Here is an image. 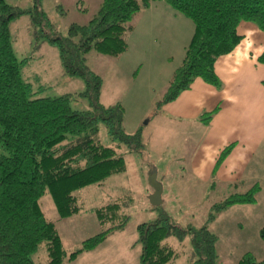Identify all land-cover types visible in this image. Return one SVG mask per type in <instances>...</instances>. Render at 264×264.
Returning <instances> with one entry per match:
<instances>
[{"label": "trees", "instance_id": "16d2710c", "mask_svg": "<svg viewBox=\"0 0 264 264\" xmlns=\"http://www.w3.org/2000/svg\"><path fill=\"white\" fill-rule=\"evenodd\" d=\"M158 0H102L97 13L85 24L71 23L66 35L45 30L50 26L40 0L23 9L0 0V264H34L32 254L41 243L48 253L46 264L75 260L81 253L102 243L115 230L124 228L128 214L111 202L95 210L106 227L84 239L75 250L66 252L53 221L44 214L40 199L51 195L59 218L79 211L74 192L90 184L125 171L121 145L140 152L141 130L126 132L123 106L99 101L102 78L85 62L91 50L119 56L127 50V34L132 31L133 16ZM188 18L193 32L180 65L173 72L157 107L175 100L188 90L195 79L219 89L215 62L232 52L242 39V22L253 24L263 34V50L258 62L264 63V0H161ZM29 13L36 34L58 49L63 71L84 81L91 110L72 107L75 94L30 98L28 85L21 75V64L13 52L9 24ZM41 27V28H38ZM264 86V80L262 81ZM220 108L204 112L200 119L208 123ZM104 124L115 143L104 145L96 137ZM234 147L225 146L215 163L221 165ZM259 185L246 192H234L211 205L208 222L236 204L256 201ZM156 219L137 225L136 243L140 245L139 264H169L178 253L166 240L182 241L189 235L191 264H219L217 237L206 225L182 227L159 205ZM264 238V227L260 230ZM233 264H264L253 253L245 252Z\"/></svg>", "mask_w": 264, "mask_h": 264}, {"label": "rangeland", "instance_id": "374dc122", "mask_svg": "<svg viewBox=\"0 0 264 264\" xmlns=\"http://www.w3.org/2000/svg\"><path fill=\"white\" fill-rule=\"evenodd\" d=\"M5 1L23 9L30 8L34 2ZM101 1L40 0L41 9L50 24L44 28L66 35L71 23H87L97 13ZM167 5L161 0L152 1L133 16L130 22L133 30L126 37L128 51L119 56H108L91 50L84 55L89 68L102 78L99 101L103 104L120 103L123 106L124 129L129 133L140 129L143 147L140 152H136L121 145L120 152L126 162L125 171L76 190L74 195L79 211L69 217H58L49 193L41 197V208L56 225L66 252L75 250L84 239L106 227L100 224L95 214L97 208L117 201L122 211L129 216L124 228L110 233L98 249L62 264H139L140 245L135 242L137 225L156 219L159 213L148 198L152 189L147 179L153 168L157 170V179L163 186V202L160 205L163 210L182 227L206 225L217 239L219 236L216 243L220 251L219 264H233L245 252L253 253L257 259L264 258V238L260 236V230L264 227V143L260 144L258 151L240 170L243 174L236 183H226L225 179L216 175L201 176L193 170L192 165L196 154L195 139L192 140L191 136L188 140L186 137L184 139L179 136L180 132H168L162 106L157 107L184 55L183 37L171 47L166 45L176 32L174 25L158 9V6ZM150 12L158 21L161 19L168 23L157 30L164 32V36L159 35L156 39L162 45L145 44L147 36L144 37L143 30L147 28L144 25L155 24L149 22ZM155 17L152 21H156ZM35 28L29 13L15 17L9 24L13 52L18 60H23L21 75L28 85L29 97H54L71 93L76 95L72 101L73 108L91 110L88 98L78 94L85 90L84 81L64 73L58 49L37 36ZM162 47L164 49L159 51ZM96 137L104 145L115 143L102 123L98 125ZM255 184L259 185V190L254 203L236 204L219 213L214 221L208 222L212 204L228 194L246 192ZM166 194L169 195L168 199H163ZM166 242L172 244L178 253L169 264H191L189 235L179 242L174 237L168 238ZM31 257L34 264H46L48 253L45 243H41Z\"/></svg>", "mask_w": 264, "mask_h": 264}, {"label": "crops", "instance_id": "0c3cea01", "mask_svg": "<svg viewBox=\"0 0 264 264\" xmlns=\"http://www.w3.org/2000/svg\"><path fill=\"white\" fill-rule=\"evenodd\" d=\"M169 7L158 6V9L163 11L162 16H165L164 18L176 29L174 37L166 45L171 47L183 37L184 53L193 26L184 15ZM154 17L150 12L149 22L155 24L153 26L150 23L145 24L144 28L147 29L143 30L144 37L147 36L145 44L149 46L162 45L161 41L156 39L159 35L164 36V32L157 30L160 26L168 24L161 19L158 21L156 17V21H152ZM239 33L242 39L235 49L229 54L220 56L215 62V73L221 81L219 89L197 78L188 90L183 91L175 100L165 103L161 108L165 113L163 118L169 128L168 132L171 131L172 134L180 132L182 136H179L184 139L186 137L188 140L190 136L192 140L195 139L196 154L192 162L193 170L201 176L216 175L225 179L226 183L239 181L243 174L240 170L248 164L249 158L258 151L260 144L264 143V86L262 85L264 63H259L257 60L263 50V34L248 22L240 24ZM163 49L162 47L159 51ZM217 105L220 108L212 119L208 123L201 121L200 116L204 112L213 110ZM231 143H234L233 149L214 172L220 151ZM167 197L168 194L164 195L163 199H168ZM102 244L103 242L80 255L92 253Z\"/></svg>", "mask_w": 264, "mask_h": 264}, {"label": "water", "instance_id": "95a60500", "mask_svg": "<svg viewBox=\"0 0 264 264\" xmlns=\"http://www.w3.org/2000/svg\"><path fill=\"white\" fill-rule=\"evenodd\" d=\"M148 183L152 189V192L149 194V202L153 206H159L162 204V183L157 179V170L153 168L148 174Z\"/></svg>", "mask_w": 264, "mask_h": 264}]
</instances>
